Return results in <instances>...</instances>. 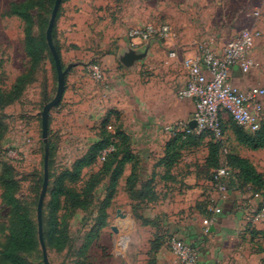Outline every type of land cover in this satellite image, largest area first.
<instances>
[{
	"label": "rangeland",
	"instance_id": "1",
	"mask_svg": "<svg viewBox=\"0 0 264 264\" xmlns=\"http://www.w3.org/2000/svg\"><path fill=\"white\" fill-rule=\"evenodd\" d=\"M28 1L0 0V90L11 91L20 78L27 76L24 92L14 102L0 100V122L6 127L0 145V175L5 168H11L19 184L16 197L34 225L37 242L34 249L20 251L19 255L28 264H44L37 207L48 150L49 185L43 206V235L49 264H157L154 244L162 232L160 226L145 224L138 214L141 206H130L124 195L118 197L119 181L114 189L112 174L99 173L105 161L101 157L94 166L83 170L78 182L65 183L68 189L83 194L91 178L99 174L90 208L76 209L64 198L54 212L50 206L60 176L72 170L94 145L108 136L114 137L121 127L117 115L100 113L107 101L106 92L91 66L99 64L105 69V57L127 53L129 30L147 23L168 25L172 30L169 40L179 42L178 46L180 42L214 40L222 48L243 30L256 29L261 37L253 54L257 75L264 77V0H60L52 44L64 73L65 91L60 103L50 110L46 143L42 114L46 105L56 99L61 83L47 41L57 0H32L26 10L32 21L30 33L26 18L13 10ZM29 40L35 60L28 52ZM141 65L144 72L145 64ZM104 71L106 80L108 73ZM226 133L228 149L264 175V149L253 150L239 143L231 127ZM221 161L224 166V154ZM130 167L126 165L122 176ZM139 171L138 164V182ZM126 192L132 199L140 193ZM3 194L0 184V264H9L2 253L12 234L20 233L21 224ZM53 228L57 235H67L65 249L49 245Z\"/></svg>",
	"mask_w": 264,
	"mask_h": 264
},
{
	"label": "crops",
	"instance_id": "2",
	"mask_svg": "<svg viewBox=\"0 0 264 264\" xmlns=\"http://www.w3.org/2000/svg\"><path fill=\"white\" fill-rule=\"evenodd\" d=\"M177 44L172 40L155 43L143 60L130 67L121 63L125 53L112 54L102 61L108 76L102 82L107 101L100 113L103 116L111 113L112 117L117 115L121 119L119 126L130 138L132 153L140 166V182L135 187V191H141L140 196L132 199L126 192L127 179L132 173L130 167L119 180L118 197L124 195L130 206L140 205L138 214L143 219L157 223L163 231L193 245L200 264H263L264 218L257 220L256 215L264 205V196L246 186L231 189L226 200L220 199L210 180L216 169L206 165L210 140L205 134L185 133L182 141L188 135L197 141L182 144L180 150L182 142L177 137L184 132L172 128L178 123L190 124L194 113L193 101L177 97L187 82L182 56L191 53L197 43ZM175 49H180L182 54L177 61L169 58ZM136 51L144 52L145 47ZM257 69L256 63L255 74L248 76L234 68L233 83L242 89L263 85L264 77L257 75ZM256 81L258 84L253 83ZM146 183H150L152 196H145ZM213 215L214 231L204 234L202 222ZM157 264H178L167 245L158 250Z\"/></svg>",
	"mask_w": 264,
	"mask_h": 264
},
{
	"label": "built area",
	"instance_id": "3",
	"mask_svg": "<svg viewBox=\"0 0 264 264\" xmlns=\"http://www.w3.org/2000/svg\"><path fill=\"white\" fill-rule=\"evenodd\" d=\"M172 30L168 25L147 23L132 28L128 32L130 46L134 50L148 43H167L171 40ZM261 34L256 29L243 30L236 38L219 48L214 40L195 44L194 50L182 56V67L187 75L186 85L177 93L180 100L194 103L192 130L189 123H178L172 129L186 134H211L216 141H224V118L229 117L238 127L249 134L257 133L264 123V84L242 89L232 81V71L238 68L243 75H249L256 67L254 49ZM180 49L169 53V58L180 60ZM97 81L105 80V71L101 65L91 66ZM113 152V148L102 153V159ZM232 171L226 167L216 169L212 174L213 191L221 200L230 193ZM264 218V209L256 219ZM215 216L203 220L204 234H208L215 224ZM167 246L177 258L178 264H200L197 249L177 237L169 239Z\"/></svg>",
	"mask_w": 264,
	"mask_h": 264
},
{
	"label": "trees",
	"instance_id": "4",
	"mask_svg": "<svg viewBox=\"0 0 264 264\" xmlns=\"http://www.w3.org/2000/svg\"><path fill=\"white\" fill-rule=\"evenodd\" d=\"M32 0L28 1L26 4H22L19 6H14L13 10L17 13L23 15L26 18L28 24V33L31 32V19L26 15V10H28L31 6ZM28 52L33 56L34 60L36 59L35 51L32 45V42L28 41ZM35 65V64H34ZM27 76H24L18 80L16 85L11 89V91L7 93H3L0 90V100H7L8 103L14 102L23 92L24 87L26 86ZM228 118V119H226ZM224 118V131H225V139L224 141H216L214 137L209 134V137L205 136L210 140L207 145L209 156L206 159V165L210 169H218L220 167H226L232 171L233 178L230 184V190L234 188H245L246 186H251L252 190L255 193L264 194V175L260 174L251 164L250 162L243 158L242 156L234 153L232 150H229L226 143V132L227 128H233L235 132V136L239 143L245 145L246 147L253 150H263L264 149V123L261 129L255 134H249L245 132L242 128L238 127L229 117ZM231 124V125H230ZM6 127L2 125L0 122V145L5 137ZM184 133H179L177 137L180 142V150L182 149V144L190 145L192 143H196L197 138L192 135L186 136V138L182 141ZM114 139V140H113ZM113 148V152L109 153L105 161L102 163V170L99 172L100 175L104 172L106 174H112V188L115 189L119 179L122 177L124 169L126 165H132V173L127 179V190L128 192L135 191L136 185L138 182L139 176L136 173V167L138 160L132 153L131 141L130 138L122 131L120 127L118 131H116V135L114 137L108 136L105 140L99 142L94 145L88 153L79 159L72 170L65 171L58 180V186L56 191L52 194V201L50 206L53 209V212L57 210L62 202V199L66 200L65 203H70L76 209H88L92 205L93 199L91 195H93L95 189L99 185V181L97 180L98 175L96 177H92L88 189L83 194H77L73 192L71 189H68L65 186L66 182L76 183L80 180L82 172L86 168H91L96 164L100 157H102V153L107 150ZM171 149V147H170ZM225 157L226 164L221 166L223 161H221V156ZM114 168V170H113ZM212 179V173L210 175V180ZM0 184L3 188L4 200L13 208L15 214L19 218L21 224L20 233H13L11 239L8 242V245L4 252L2 253L3 258L9 264H28L24 259L19 255L20 251H28L32 250L36 247V235L35 228L32 224L28 214L23 209L22 205L17 199V193L19 191V184L14 179L12 175V170L10 167H7L3 170L0 175ZM146 197L152 196V189H150V183H146ZM141 192V191H140ZM263 192V193H262ZM141 193H138L136 197H139ZM264 196V195H263ZM264 206V205H263ZM264 207L260 206L259 212L263 210ZM145 224H151L153 226L158 227L159 225L153 221H148L142 218ZM159 232V236L156 243L154 244V249L156 253L163 246H166L169 239L175 237L173 234L169 232L163 231ZM161 238V239H160ZM49 245L57 250H63L67 244V235L64 232H61L57 235V229L53 228L49 234ZM264 264V260H263Z\"/></svg>",
	"mask_w": 264,
	"mask_h": 264
},
{
	"label": "water",
	"instance_id": "5",
	"mask_svg": "<svg viewBox=\"0 0 264 264\" xmlns=\"http://www.w3.org/2000/svg\"><path fill=\"white\" fill-rule=\"evenodd\" d=\"M59 3L60 0H57L56 2V6L55 9L53 11L52 14V18L50 21V25L47 31V41H48V45L50 47V50L53 53L54 59H55V64H56V68H57V72H58V76L59 79L61 81L60 83V89L58 92V95L56 97V99L49 103L48 105H46V107L43 110V114H42V127H43V136L45 138L44 142L46 143V136L48 134V118H49V113L50 110L54 107H56L63 95H64V91H65V83H64V73L62 70V66L60 63V59L59 56L57 54V52L55 51L53 44H52V30H53V26L55 23V19L57 16V12L59 9ZM153 45L151 42L148 43L145 46V51L144 52H139L136 51L134 49L131 48V46L129 45V50L127 53H125V55L121 58V63L126 66V67H130L132 66L135 62L141 61L146 57L148 48ZM189 127L194 130L196 128V123L194 121L190 122ZM48 185H49V154H48V150L46 151V156H45V169H44V183H43V189H42V193L40 195V199L38 202V207H37V222H38V235H39V242L42 248V253H43V259H44V264H49L48 261V256H47V247L45 244V240H44V235H43V206H44V202H45V198L47 195V190H48ZM214 229H210V233L213 232Z\"/></svg>",
	"mask_w": 264,
	"mask_h": 264
}]
</instances>
